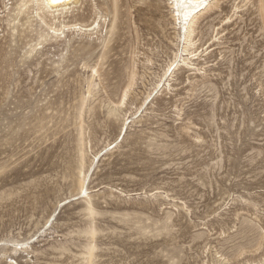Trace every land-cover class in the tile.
Masks as SVG:
<instances>
[{
    "label": "rangeland",
    "instance_id": "1",
    "mask_svg": "<svg viewBox=\"0 0 264 264\" xmlns=\"http://www.w3.org/2000/svg\"><path fill=\"white\" fill-rule=\"evenodd\" d=\"M244 2L161 89L168 0H80L65 23L100 31L47 38L50 15L8 24L19 0H0V264H264V24Z\"/></svg>",
    "mask_w": 264,
    "mask_h": 264
},
{
    "label": "bare ground",
    "instance_id": "2",
    "mask_svg": "<svg viewBox=\"0 0 264 264\" xmlns=\"http://www.w3.org/2000/svg\"><path fill=\"white\" fill-rule=\"evenodd\" d=\"M80 0H63V3L61 4H53L51 3V0H19V3L17 4V7L14 9L15 15H9L6 18V21L8 24H11L12 21H15L19 14L22 12H35L38 15H50V20L52 22H47L44 19V15L42 16V19H44L45 24L49 27V31H47L44 35L47 38L48 36L51 37H60L63 33H65L66 30L68 31H94L96 32L100 31L99 28L101 26L100 22L95 21L93 24L86 25L84 23H65V17L69 16L70 13L72 14L74 12V9L76 5L79 3ZM113 1V8L114 12L116 13V16H119V0H112ZM171 4V8L173 9V19H174V25L176 28H178V32H176L175 39L177 40L176 44L178 46L177 51L174 52L175 59L168 65V68L164 71L163 75L161 76L160 80L157 83V87H161V89L165 86V83L163 84V80L165 77H167L165 80L168 82L167 86L171 89L172 84L170 83L171 80H173L177 74V71L181 69L188 68V71L190 72L188 75V80L192 82L191 75L194 74L195 77L196 74L204 69V64L200 65V62H198L203 56L204 53L209 49L212 48L216 44V40L218 38V35L225 31L226 28L229 26V23L232 21V18L234 15H236L239 12V9L242 8L243 5H239V3L233 4L234 7V13L232 15H228L223 19V25L221 28H216L213 25V20L215 19L216 14H220L223 11V2L224 0H168ZM246 4L247 1L250 0H243ZM259 6V14L260 17L263 19L264 24V2L263 0H258ZM17 10V12H16ZM187 17V19H186ZM62 19V20H61ZM210 19V20H209ZM208 20L207 23L205 21ZM60 22L59 25H56V23ZM115 20H113V23L109 29V33H112L113 30L117 27L116 23H114ZM95 23H98L97 25ZM95 24V25H94ZM209 24V25H208ZM212 27V29L217 30V34L215 35V41L213 40L212 44H210L208 47L204 48V43H202V40L204 38V31L202 30L204 26ZM108 39V38H106ZM109 41V40H108ZM107 42V41H106ZM182 44V46H181ZM202 47V50H201ZM175 65V67H173ZM169 68L172 69L171 72H169ZM93 70L96 73H99V68H97V65L93 66ZM132 82L128 85V88L124 91V96L120 103H118V106L123 105L125 102L126 97L128 96L129 89L131 88ZM162 85V86H161ZM160 89V90H161ZM215 88H213L214 90ZM128 131V128L125 129L124 135H126ZM124 138V137H123ZM102 157V156H101ZM101 158H99L100 160ZM81 173V188L84 192V203L86 206V209L90 211H94L95 204L93 201V196L91 193L88 192L89 186L85 188L86 181L88 179V176L86 175L83 170L80 171ZM90 228V227H89ZM88 234L91 233L94 235L95 229H88ZM20 244L23 245L24 248L28 247L27 242H21ZM89 245V244H88ZM95 246L91 245L87 251L89 250L90 255H93V250ZM226 260V259H225ZM227 262V261H226ZM259 262L264 263V257L260 259ZM222 264H225L224 262ZM248 264H256L248 262Z\"/></svg>",
    "mask_w": 264,
    "mask_h": 264
},
{
    "label": "snow or ice",
    "instance_id": "3",
    "mask_svg": "<svg viewBox=\"0 0 264 264\" xmlns=\"http://www.w3.org/2000/svg\"><path fill=\"white\" fill-rule=\"evenodd\" d=\"M51 3H53V4H61V3H63V0H51ZM186 19H187V17H186ZM173 67H175V65H173ZM171 71H172V69L169 68V72H171Z\"/></svg>",
    "mask_w": 264,
    "mask_h": 264
}]
</instances>
